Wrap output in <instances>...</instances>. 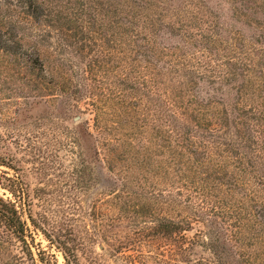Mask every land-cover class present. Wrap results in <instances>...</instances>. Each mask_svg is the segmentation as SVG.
Listing matches in <instances>:
<instances>
[{
  "label": "rangeland",
  "instance_id": "374dc122",
  "mask_svg": "<svg viewBox=\"0 0 264 264\" xmlns=\"http://www.w3.org/2000/svg\"><path fill=\"white\" fill-rule=\"evenodd\" d=\"M218 6L230 32L208 31ZM247 30L264 31V0H0V197L37 264H66L62 248L77 264H264V53L239 46ZM191 94L202 113L186 118L212 141L202 182L158 111ZM206 209V227L156 228ZM0 264H31L12 235Z\"/></svg>",
  "mask_w": 264,
  "mask_h": 264
},
{
  "label": "trees",
  "instance_id": "16d2710c",
  "mask_svg": "<svg viewBox=\"0 0 264 264\" xmlns=\"http://www.w3.org/2000/svg\"><path fill=\"white\" fill-rule=\"evenodd\" d=\"M200 7H202V6H200ZM218 7L220 10V6H218ZM231 11H232L231 8H222V10H220L219 13H214V17L216 19V21H214V22H213V20H209L207 18L206 24H208L210 26L208 28V31H210V33H211L214 30L212 28H216L218 32H220L221 30L230 32V29H228L227 27L230 25ZM211 23H213V24L211 25ZM243 32L237 33L235 36V39L238 41L239 46H242V47L247 46L248 49H253L252 51H256V53L258 52V54L264 53V49L261 48L264 46V31L256 32L255 30H253L252 32H250V30H247L246 32H244V33ZM204 35H205V33H204ZM193 37H195V36L191 35V38H193ZM254 44H257L258 46L261 45V46H260V48H254ZM177 49H179V47H177V46H175V47L174 46H168V47L166 46V47H162L160 49V51L177 50ZM245 53H247L246 50L244 51L243 54H245ZM218 57L219 56H217V59H216L217 61L219 60ZM248 57H249L250 65L256 66V69H257V67L259 65L258 61H255V58L253 56L252 57L248 56ZM245 60H248V58H245ZM185 64H187V63H185ZM187 65H189V64H187ZM187 65H184L181 68L182 73L185 76H191L190 72H195L196 70L195 69H188ZM258 71H259L261 77H264L263 72L261 70H258ZM132 79H134V78H132ZM132 84L135 86L136 84L138 85V82L134 81ZM147 89H151V88L147 87ZM186 98L190 99L189 107L176 106L175 110H173L169 114H167L165 111H163L161 109H158V111H160V113H161V118H160L162 120L161 124H165V122L167 123V122H170L171 120L174 123L175 133L173 135V138L175 140L174 144L176 146V151H177L176 155L183 157V158L187 157L188 161L194 160L193 164H196V169L194 171V175H196L199 178V180L202 182L203 179L201 178L200 174L203 172V169H205V166L208 167V164H213V162H214L212 157L208 156V153L206 151L207 147H210L209 145H207L208 142H212V141L208 140V139H211V136L205 134V132L201 128L202 126H201L200 122L195 121L197 119H194L195 123L196 122L197 123L195 124V126H192L189 123L188 118H186L187 116H192V117L196 116L197 118L201 117L202 111H201L200 106H201V102H204L203 97L198 95V94H191V95L186 96ZM152 105L154 106V108H155V106L158 108L159 106H161V102L153 103V101H152ZM153 111H157V110H153ZM163 115H164V117H163ZM247 135L248 136L246 138L245 137H243V139L239 138V139H241L240 141H247V139H249L251 136H253V135L249 134V132H247ZM205 138H206V140H205ZM233 141H236V140L233 139ZM212 145H213V143H212ZM237 153H238L237 144H232V152H231V154L229 153L230 155H228V154L226 155V159L229 160L230 156H231V157H234L235 159L239 160V161H237L238 170L241 172L242 176H246L248 170L246 169V167H244V164L241 163L242 159L245 156L244 157L241 156V153L239 155H237ZM192 157H193V159H192ZM0 163L6 164L4 159L1 157H0ZM205 173L206 172H204V174ZM214 176L217 178L218 174H215ZM251 177L255 180H261L258 177L257 172H255V171L252 172ZM7 180L9 181V184L4 186V188L13 197L19 196L20 191L18 190L17 186L14 185V183L12 181H10L9 179H7ZM254 182L259 183V181H254ZM198 199H201V200H196L195 203H197L200 207H202L205 201L203 200V198H198ZM262 208L264 209V205L262 206ZM213 210L209 211L206 209V210H204L205 212H199V213L197 211L193 210L195 213L189 214L186 218H182L180 221L179 220L174 221L171 218L165 217L157 223L156 228L161 233H164L166 235H170V234L173 235V234H182L184 231H187L188 229L184 228L185 224H187V226H185V227H190V225H193L194 223H201V224H203V227H206L209 217H211L213 214L212 213ZM30 221H31V223H33L31 218H30ZM262 222L264 223V220ZM228 227L222 226L224 231H227ZM0 228L3 230L2 234H0V240L1 241L4 238V235H12L14 238H16L18 241H20L22 243V251L26 255V257L29 259L31 264H37L35 262V259L33 257V253L31 252L29 245L25 240V235H26L27 230H28L27 229V222L23 219V216L20 213V211L17 209L15 202H12L11 200H8V199H3L2 197H0ZM262 228H264V224H263ZM62 251H63L62 253H63V257L65 259L66 264H77V262L74 261V258L70 259L67 250L62 248ZM38 261L41 264H57L56 262H52L49 258H46L44 256V254H40V256H38Z\"/></svg>",
  "mask_w": 264,
  "mask_h": 264
}]
</instances>
